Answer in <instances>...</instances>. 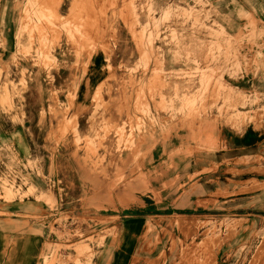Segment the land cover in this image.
Wrapping results in <instances>:
<instances>
[{
  "label": "rangeland",
  "instance_id": "374dc122",
  "mask_svg": "<svg viewBox=\"0 0 264 264\" xmlns=\"http://www.w3.org/2000/svg\"><path fill=\"white\" fill-rule=\"evenodd\" d=\"M1 1L9 243L40 237L38 264H113L123 224L162 207L188 212L190 230L179 236L177 221L178 236H161L149 223L126 264H264V224L252 219L264 156H229L216 136L219 123L264 121V0H70L66 16L62 0H20L11 34L14 5ZM96 58V83L80 96Z\"/></svg>",
  "mask_w": 264,
  "mask_h": 264
},
{
  "label": "crops",
  "instance_id": "0c3cea01",
  "mask_svg": "<svg viewBox=\"0 0 264 264\" xmlns=\"http://www.w3.org/2000/svg\"><path fill=\"white\" fill-rule=\"evenodd\" d=\"M10 6L14 5L13 9H10L8 12V32L11 34L14 32V29L17 27V20L20 19L15 10L16 3L20 0H8ZM3 0L1 1V3ZM71 7L70 0H62L61 6L59 10L62 12L63 16L69 14V10ZM102 58L93 59L90 63V68L88 71V78L84 80L82 85V94L80 96L85 97L87 92H90L93 89V86L96 83L97 78V62L99 63ZM255 77L250 74L244 77L240 83L245 92H249L252 88V84L256 83ZM234 89H238L236 86L230 85ZM256 114V113H255ZM208 128L211 126V122L213 119L207 118ZM254 123H250L244 126H235L227 123H219L217 124V137L222 140V143L229 148L228 155L234 158H243L246 156H264V121L260 120ZM213 127V126H212ZM179 133L177 134V137ZM208 137L212 135L211 133H207ZM16 140L19 144L20 149L23 152L28 151V146L22 137V135H18ZM189 159L179 156L175 159L178 162V168L183 170L186 167L185 163ZM153 161H161V155L154 150L153 153ZM192 161V160H191ZM193 161H197L196 159ZM256 164L255 166H258ZM185 166V167H184ZM184 171V170H183ZM253 179H256L258 182H264V173H255L253 175ZM225 184V183H224ZM146 187L149 189L150 186L146 184ZM172 189V188H170ZM169 189V190H170ZM255 195L258 197H264V190L257 191ZM256 197V196H255ZM121 199V198H119ZM122 200V199H121ZM182 202L179 198H176L175 201ZM186 200V199H185ZM194 199L192 198V202ZM108 199H106V203ZM174 202V201H170ZM258 205L254 208V221H260V223L264 224V205ZM188 212H183L182 210L177 211L174 210L172 213L168 214V210L166 208L158 207V209L154 208L153 210H149L148 212L141 213L137 215L135 218L127 220L126 223L123 224V230L125 226L128 227V231L126 233L122 232L120 247L114 253L113 256V264H126L128 253L137 247V243L140 238L144 235L147 225L151 223L156 230L162 235L165 232H169L170 234L176 235L180 233L179 236H184V230L188 227L190 230L191 215ZM178 217V218H175ZM179 221V225H181V231L179 232V226L177 224ZM184 228V229H183ZM6 235L1 234L0 232V264H38L40 254L43 250V240L40 237H35L31 234L25 236H16L15 243H9L6 239Z\"/></svg>",
  "mask_w": 264,
  "mask_h": 264
},
{
  "label": "bare ground",
  "instance_id": "6f19581e",
  "mask_svg": "<svg viewBox=\"0 0 264 264\" xmlns=\"http://www.w3.org/2000/svg\"><path fill=\"white\" fill-rule=\"evenodd\" d=\"M102 10H103V9H102ZM92 12H93V11H92ZM88 16H89V15H88ZM88 23H89V22H88ZM88 25H89V24H88ZM90 28H92V27H90ZM90 28H89V29H90ZM87 30H88V29H87ZM99 41H100V40H99ZM102 43H103V42H102ZM98 44H99V43H98Z\"/></svg>",
  "mask_w": 264,
  "mask_h": 264
}]
</instances>
